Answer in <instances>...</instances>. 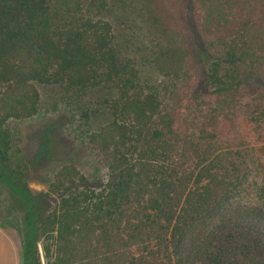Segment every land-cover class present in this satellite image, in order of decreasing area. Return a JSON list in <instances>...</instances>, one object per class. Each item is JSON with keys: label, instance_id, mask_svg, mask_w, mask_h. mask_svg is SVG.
<instances>
[{"label": "trees", "instance_id": "obj_1", "mask_svg": "<svg viewBox=\"0 0 264 264\" xmlns=\"http://www.w3.org/2000/svg\"><path fill=\"white\" fill-rule=\"evenodd\" d=\"M154 1L0 0L19 264H264V0H186L191 63ZM50 114L105 168L98 186L73 163L28 186L18 124Z\"/></svg>", "mask_w": 264, "mask_h": 264}, {"label": "rangeland", "instance_id": "obj_2", "mask_svg": "<svg viewBox=\"0 0 264 264\" xmlns=\"http://www.w3.org/2000/svg\"><path fill=\"white\" fill-rule=\"evenodd\" d=\"M185 3L186 0H155L146 4V12H161L163 19L169 25V31L174 35L179 33L185 47V50H179L177 60L191 63V33L185 15ZM193 70L195 72L194 68ZM18 128L22 155L32 168L26 176L28 186L32 190H46L43 179L64 163H73L93 186H98L104 181L105 168L98 163L92 153L63 133L56 115L50 114L25 120L18 124ZM5 191L6 197L8 191ZM0 225L9 230L15 242L19 243L14 230L9 228L1 217ZM42 264L45 262L43 261Z\"/></svg>", "mask_w": 264, "mask_h": 264}, {"label": "crops", "instance_id": "obj_3", "mask_svg": "<svg viewBox=\"0 0 264 264\" xmlns=\"http://www.w3.org/2000/svg\"><path fill=\"white\" fill-rule=\"evenodd\" d=\"M19 263V254L15 239L0 225V264Z\"/></svg>", "mask_w": 264, "mask_h": 264}]
</instances>
